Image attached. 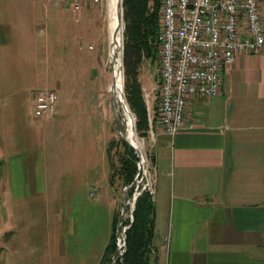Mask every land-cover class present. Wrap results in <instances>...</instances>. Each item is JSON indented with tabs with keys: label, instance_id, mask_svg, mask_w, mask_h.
I'll return each instance as SVG.
<instances>
[{
	"label": "rangeland",
	"instance_id": "obj_1",
	"mask_svg": "<svg viewBox=\"0 0 264 264\" xmlns=\"http://www.w3.org/2000/svg\"><path fill=\"white\" fill-rule=\"evenodd\" d=\"M110 24L108 0L78 8L46 0H0V26L12 32L11 43L0 46V140L11 137L8 152L42 155L44 185L42 193L14 198L0 143V264H100L115 215L123 232L126 221H133V199L144 191L152 194V138L140 135L128 104L124 61L129 127L143 143L145 164L140 168L138 157L134 181L125 188L118 176L113 184L109 181L125 151L123 121L112 107ZM124 30L123 14V46ZM159 73L158 62L151 60L139 69L152 118ZM51 89L59 94L60 112L40 117L34 112L38 92ZM126 189L130 204L121 217ZM117 236L124 254L126 247ZM122 256L115 253L113 264Z\"/></svg>",
	"mask_w": 264,
	"mask_h": 264
},
{
	"label": "crops",
	"instance_id": "obj_2",
	"mask_svg": "<svg viewBox=\"0 0 264 264\" xmlns=\"http://www.w3.org/2000/svg\"><path fill=\"white\" fill-rule=\"evenodd\" d=\"M2 27L0 46L12 41ZM150 135L151 264H264V46L224 70L216 97L189 98L176 134L157 123ZM0 143L13 197L42 193V155L8 152L11 137Z\"/></svg>",
	"mask_w": 264,
	"mask_h": 264
},
{
	"label": "built area",
	"instance_id": "obj_3",
	"mask_svg": "<svg viewBox=\"0 0 264 264\" xmlns=\"http://www.w3.org/2000/svg\"><path fill=\"white\" fill-rule=\"evenodd\" d=\"M106 0H46L47 3H82L101 6ZM160 53L158 123L162 131L176 134L185 123L189 98L216 97L222 74L240 54L264 46V0H161L156 37ZM36 115L55 116L57 93L40 91ZM149 121L153 118L149 109Z\"/></svg>",
	"mask_w": 264,
	"mask_h": 264
},
{
	"label": "trees",
	"instance_id": "obj_4",
	"mask_svg": "<svg viewBox=\"0 0 264 264\" xmlns=\"http://www.w3.org/2000/svg\"><path fill=\"white\" fill-rule=\"evenodd\" d=\"M123 14L125 23L123 61L126 75V98L132 112L137 117V128L140 135L148 137L151 126L148 106L139 79V69L145 60L158 62L160 66V53L156 45V37L160 27L161 0H123ZM121 59L122 55L120 57V64ZM121 101L129 110L128 105L124 103L122 90ZM155 109L158 110V107ZM157 123L158 113L156 111L152 122L153 130L156 129ZM123 145L125 151L120 158V166L118 168L114 166L115 170L113 173H110L109 181L113 184L114 179L118 176L125 188L134 181L139 158L126 142H123ZM110 149L107 150L108 156L110 155ZM151 162L154 164L153 156L151 157ZM132 193L133 189L129 194L132 196ZM155 207L153 196L150 192L144 191L138 197L133 213V221L127 220L124 225L128 228H126L125 232L126 248L122 256L123 263L120 262L119 258L117 264H151L152 260L156 259L154 257L155 250L153 246L155 237ZM115 216L112 223L110 242L105 249L100 264H113V256L117 251L119 240L116 234L119 214Z\"/></svg>",
	"mask_w": 264,
	"mask_h": 264
},
{
	"label": "bare ground",
	"instance_id": "obj_5",
	"mask_svg": "<svg viewBox=\"0 0 264 264\" xmlns=\"http://www.w3.org/2000/svg\"><path fill=\"white\" fill-rule=\"evenodd\" d=\"M110 15H111V40L112 46L109 40V64L112 67V76L115 78L116 85H112L111 94L115 96V112L120 115L123 121V128L120 133L121 137L124 138L129 144L133 145L139 152L142 153L143 145H141L138 140L134 139L128 122V112L123 102L121 101V90L123 91V44L121 45L123 39V24L119 23L118 19V0H108ZM122 51V54H121ZM117 55V56H116ZM122 55L121 64L120 57ZM117 57L114 60V57ZM123 94V92H122ZM124 99V97H123ZM124 103L127 105L124 99ZM129 107V106H128ZM120 122V121H119ZM135 129V126H134ZM136 132V131H135ZM145 164V162H144ZM143 164V165H144Z\"/></svg>",
	"mask_w": 264,
	"mask_h": 264
},
{
	"label": "water",
	"instance_id": "obj_6",
	"mask_svg": "<svg viewBox=\"0 0 264 264\" xmlns=\"http://www.w3.org/2000/svg\"><path fill=\"white\" fill-rule=\"evenodd\" d=\"M118 19H119V23L120 24H123V0H118ZM123 50H124V46H123ZM117 56V55H116ZM114 57V60H116V58L117 57ZM122 70H123V73H124V69L122 68ZM112 85H116V81H115V78H113V80H112ZM124 91V90H123ZM122 91V92H123ZM123 97H124V92H123ZM115 101H116V99H115V96H112V107L114 108V105H115ZM122 138V137H121ZM123 140H124V138H122ZM132 149H134L135 151H136V153H137V155H138V157L140 158V163H139V166H140V168H141V166H143V164H144V162H145V155H144V152L142 151V153L141 152H139L138 150H137V148H135L133 145H131V144H129L126 140H124ZM137 183H139V182H137ZM123 197H124V208H123V210H122V214H121V217L125 214V212H126V210H127V208H128V205L130 204L129 203V201H128V196H127V189L124 191V194H123ZM136 199H137V197H136ZM136 199H133V203H132V205H131V207H130V209H131V212L133 213L134 212V210H135V208H133V205H134V203L136 202ZM120 225H121V223L119 222L118 223V225H117V234L120 236V237H122V244L120 245V246H122V247H126V234H125V232H126V229L123 231V232H120L119 231V227H120ZM116 254H118L119 255V257H121L123 254L120 252V250H119V248H118V250H117V252H116ZM121 262H123V260H121Z\"/></svg>",
	"mask_w": 264,
	"mask_h": 264
}]
</instances>
